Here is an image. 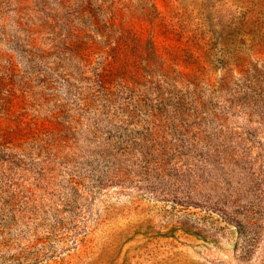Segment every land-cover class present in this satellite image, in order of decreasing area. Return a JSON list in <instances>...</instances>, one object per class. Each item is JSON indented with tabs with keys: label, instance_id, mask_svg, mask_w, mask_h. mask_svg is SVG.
<instances>
[{
	"label": "rangeland",
	"instance_id": "1",
	"mask_svg": "<svg viewBox=\"0 0 264 264\" xmlns=\"http://www.w3.org/2000/svg\"><path fill=\"white\" fill-rule=\"evenodd\" d=\"M63 5L0 0V264H264V0H144L142 45L64 29ZM193 168L191 195L237 222L229 247L160 217Z\"/></svg>",
	"mask_w": 264,
	"mask_h": 264
},
{
	"label": "trees",
	"instance_id": "2",
	"mask_svg": "<svg viewBox=\"0 0 264 264\" xmlns=\"http://www.w3.org/2000/svg\"><path fill=\"white\" fill-rule=\"evenodd\" d=\"M142 1L144 0H64L63 9L65 15L62 21V27L66 30L67 28L76 27V25L80 24L84 19V21H88L89 24L94 25V29L97 31H108L110 29L107 27H113V31H110L114 34L126 32V35H131L135 33V41L142 45L141 31L144 26L142 23L143 17L145 19L148 18L150 22L148 26L152 34L156 32V16L153 14L155 7L152 5L148 15L146 11L140 8V3ZM245 16L246 11L244 10L238 14V21L236 23L238 26L242 27V19ZM149 42L154 49L156 47L154 35H152ZM67 44H69L68 40ZM35 47V43L30 40L26 41V38L21 35L13 38L12 48L9 52L11 55V70L15 71L16 67H23L24 69H21L23 70L22 72L26 73V78L33 76L35 74L33 73L34 70L38 66L42 67V62L39 61L42 57L36 56V50H32V48ZM30 50H32V53ZM25 69L27 71H25ZM99 77L105 78L103 74L99 75ZM26 83L27 82L23 83L22 81L24 86ZM156 157L161 158L162 156L156 155ZM118 173L125 175V173L121 170ZM201 174L202 170L194 168L189 170V173L187 174L189 178L183 185V191H181L182 195L177 197V193H175L169 200H163L161 209L158 208V210L161 211L160 217H170L178 220L180 221V227H185L186 229H192L194 231L196 229L198 232L206 234L208 238L213 239L218 246L229 247L230 239H228L227 232L231 229L228 225L233 226V224H236L237 226V222L234 220L232 215L224 212L222 208L219 207L220 204L224 205L225 201L221 199L213 201V198H205L206 196L197 195V193H193L194 197L191 195L192 192L190 188L193 185H196L197 181L203 176ZM190 179L191 181H189ZM139 181L142 182L141 187H148L153 191L159 190V187H154V184L150 183V181L146 182L143 177H141ZM177 186L178 188L181 187V185ZM124 207L125 205L123 204L118 206L111 205L110 208L104 207L101 210L102 215L99 214L96 221H102L103 215H108L109 212H111V209H123ZM147 207L150 208V206ZM147 207H132V210L134 212L138 211L140 213H144L148 212Z\"/></svg>",
	"mask_w": 264,
	"mask_h": 264
}]
</instances>
